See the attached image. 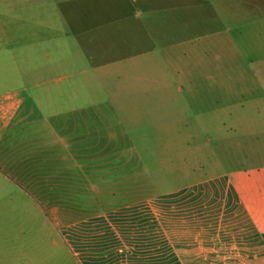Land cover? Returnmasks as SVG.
Here are the masks:
<instances>
[{
    "label": "crops",
    "instance_id": "crops-1",
    "mask_svg": "<svg viewBox=\"0 0 264 264\" xmlns=\"http://www.w3.org/2000/svg\"><path fill=\"white\" fill-rule=\"evenodd\" d=\"M193 1L139 4L155 22L165 14L177 23L179 6L187 13ZM210 1L218 22L251 19ZM31 62L0 56V233L29 238L20 253L45 254V264H264V118L245 113L264 105L227 107L244 115L234 120V140L249 143L243 162L167 185L149 165L155 155L122 149L116 166L114 149L97 147L99 137L113 140L111 107L83 100L75 84L45 87L43 64ZM174 159L172 176L197 168Z\"/></svg>",
    "mask_w": 264,
    "mask_h": 264
},
{
    "label": "rangeland",
    "instance_id": "rangeland-1",
    "mask_svg": "<svg viewBox=\"0 0 264 264\" xmlns=\"http://www.w3.org/2000/svg\"><path fill=\"white\" fill-rule=\"evenodd\" d=\"M223 2L251 19L218 22L210 0H194L187 13L179 6L177 23L165 14L155 22L139 0H0V56L31 57L35 69L43 64L45 87L75 84L83 100L106 103L114 137L97 147L114 149L116 166L122 149L155 155L149 165L171 185L243 162L249 143L234 140V120L244 115L227 107L264 105V23L251 22L264 17V0ZM187 134L194 140L181 139ZM169 159L197 168L178 165L172 176ZM28 240L0 233V264H45V254L19 252ZM66 264L75 263L67 256Z\"/></svg>",
    "mask_w": 264,
    "mask_h": 264
}]
</instances>
